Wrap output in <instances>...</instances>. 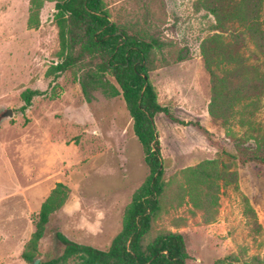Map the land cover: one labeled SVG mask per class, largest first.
<instances>
[{
    "label": "rangeland",
    "instance_id": "obj_1",
    "mask_svg": "<svg viewBox=\"0 0 264 264\" xmlns=\"http://www.w3.org/2000/svg\"><path fill=\"white\" fill-rule=\"evenodd\" d=\"M56 1L0 0V264H28L21 253L56 183L69 189L68 199L50 216L38 244L39 261L62 253L56 232L106 249L121 228L133 191L149 174L121 96L93 91L87 103L76 68L53 84L45 76L57 62ZM194 1L104 0L113 22L164 43L148 77L158 103L183 122L163 113L154 117L167 186L147 240L167 231L182 233L185 264H217L231 255L236 261L225 264H248L255 256L264 261V166L241 164L236 157V140L250 136V129L234 121L223 125L208 114L210 79L199 45L212 19L196 11ZM261 20L264 27V0ZM247 47L253 49L250 42ZM25 89L46 93L21 113ZM7 109L13 116L1 120ZM254 128L257 136L264 128V96ZM210 160L225 176L216 180L217 202L203 210L182 191L184 173ZM247 207L260 233L245 214ZM207 212L213 215L210 223Z\"/></svg>",
    "mask_w": 264,
    "mask_h": 264
},
{
    "label": "trees",
    "instance_id": "obj_2",
    "mask_svg": "<svg viewBox=\"0 0 264 264\" xmlns=\"http://www.w3.org/2000/svg\"><path fill=\"white\" fill-rule=\"evenodd\" d=\"M193 7L212 19L199 45L210 79L208 114L223 125L234 121L239 127L250 129V136L236 140V157L241 164L253 162L264 166V128L258 136L253 135L257 132L255 120L264 96L263 0H195ZM53 22L59 47L57 62L45 73L50 84L56 83L64 72L76 68L80 72L77 81L87 103L92 101L93 91H100L106 97L121 96L149 174L133 191L124 208L121 228L106 249L77 243L56 232V240L63 246L62 253L38 264H70L71 261L75 264H185L188 254L182 233L167 231L147 240L167 186L154 117L163 113L183 124L158 103L148 77L156 69L157 56L164 43L142 32L131 33L127 27L113 22L104 0H58ZM247 42L252 44V50ZM45 93L33 89L22 91L19 111L24 113L33 98ZM195 125L210 135L202 126ZM216 166L217 161L210 160L185 170L186 184L182 191L200 209L209 210L217 202L216 180L223 179L225 174ZM68 194L64 184L56 183L42 202L35 229L21 253L25 263L33 264L38 259V244L50 216L63 207ZM245 214L253 220L255 232L260 233L261 226L253 210L247 207ZM206 215V223L213 221L212 214ZM235 259L227 256L217 264H225L227 260L235 262ZM248 264H264V261L255 256Z\"/></svg>",
    "mask_w": 264,
    "mask_h": 264
},
{
    "label": "water",
    "instance_id": "obj_3",
    "mask_svg": "<svg viewBox=\"0 0 264 264\" xmlns=\"http://www.w3.org/2000/svg\"><path fill=\"white\" fill-rule=\"evenodd\" d=\"M146 78V77H145ZM13 116V112L11 109H7L3 114H2V118L1 120H5V119H8V118H11ZM162 165L160 166V169H161ZM39 262V259H36L34 261L33 264H38Z\"/></svg>",
    "mask_w": 264,
    "mask_h": 264
}]
</instances>
